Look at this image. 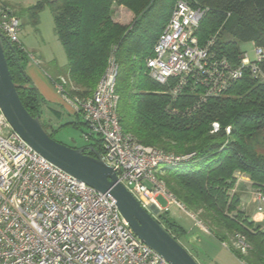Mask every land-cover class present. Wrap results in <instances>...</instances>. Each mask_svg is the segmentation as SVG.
Masks as SVG:
<instances>
[{
	"label": "trees",
	"instance_id": "obj_1",
	"mask_svg": "<svg viewBox=\"0 0 264 264\" xmlns=\"http://www.w3.org/2000/svg\"><path fill=\"white\" fill-rule=\"evenodd\" d=\"M177 1L40 0L28 12L36 16L48 6L53 14L54 32L67 57L68 80L62 94L73 104L93 95L110 58L115 57L118 114L124 132L145 146L191 156L177 167L163 168L160 179L238 259L264 264V225L246 215L240 196L233 193L238 175H244L264 194V80L251 77L247 70L225 95L209 98L195 110L199 92L191 85L175 99L170 93L175 80L165 86L152 80L146 61ZM184 1L207 10L196 32L200 45L218 34L216 52L234 64L244 54L242 44L264 48V0ZM114 5L133 13L131 25L113 20ZM5 55L23 105L33 117H41L44 100L25 72L27 54L5 44ZM260 67L264 74V61ZM214 123L220 126L218 132L213 131ZM92 146L103 153L101 145ZM156 219L177 240L187 235L167 214ZM233 240L247 245L246 251L235 248Z\"/></svg>",
	"mask_w": 264,
	"mask_h": 264
},
{
	"label": "built area",
	"instance_id": "obj_2",
	"mask_svg": "<svg viewBox=\"0 0 264 264\" xmlns=\"http://www.w3.org/2000/svg\"><path fill=\"white\" fill-rule=\"evenodd\" d=\"M206 13L178 0L146 61L150 78L159 85L175 80L170 91L175 99L189 85L199 92L194 110L209 98L225 95L247 70L251 77L264 80L263 47L255 46L254 58L244 52L234 64L216 52L218 34L199 44L196 32ZM0 31L27 54L20 39V20L8 7H0ZM118 76L119 65L112 56L93 95L73 104L90 129L86 140L97 136L104 162L145 210L164 214L162 198L187 212L159 174L161 166L177 167L191 156L145 146L124 132L118 114ZM62 83L56 85L60 93L65 80ZM219 129L214 123L213 131ZM256 201L264 203V194L257 192ZM239 248L245 252L248 246L239 242ZM0 264L170 263L136 236L105 194L38 154L12 128L0 106Z\"/></svg>",
	"mask_w": 264,
	"mask_h": 264
},
{
	"label": "rangeland",
	"instance_id": "obj_3",
	"mask_svg": "<svg viewBox=\"0 0 264 264\" xmlns=\"http://www.w3.org/2000/svg\"><path fill=\"white\" fill-rule=\"evenodd\" d=\"M39 1L0 0V4L12 9L18 16L21 24L20 39L26 47L27 55L31 56V60L36 64H41L44 70L53 65L63 67L67 64V57L54 32V18L50 8L45 6L36 16L28 12V9L37 5ZM112 12V18L116 23L129 26L134 20L133 13L123 6L114 5ZM129 13L133 16L132 18H129ZM240 47L243 52H247L251 58H254V44H242ZM44 122L46 120L43 119ZM61 122L64 125L59 126V133L54 136L56 141L73 148H86L95 144L102 147V144L98 143L97 136L86 140L85 134L90 133V129L81 114L77 118L66 116L61 119ZM160 168L165 167L161 166ZM244 177L246 176L238 175V182L233 193H238L240 196L241 209L246 215L253 221L264 225V203L259 204L256 201V188L252 186L250 180H246ZM159 202L164 209L167 208L164 214H167L170 220L187 231V235L178 237V240L199 264H245L216 237L214 229L201 221L197 214L190 212L195 215L196 219H194L187 213L188 211L181 210L177 205H169L162 198L159 199ZM175 236L177 235L175 234ZM193 238L195 239L193 240ZM231 243L239 249L238 242L233 240Z\"/></svg>",
	"mask_w": 264,
	"mask_h": 264
},
{
	"label": "water",
	"instance_id": "obj_4",
	"mask_svg": "<svg viewBox=\"0 0 264 264\" xmlns=\"http://www.w3.org/2000/svg\"><path fill=\"white\" fill-rule=\"evenodd\" d=\"M5 44L10 45L0 31V106L12 128L38 154L105 194L118 207L136 236L167 262L199 264L179 240L156 219V214L145 210L134 195L118 183L116 171L104 162L98 149L92 145L73 148L56 141L45 129L41 117H33L29 113L13 81L5 55ZM85 151L93 155H87Z\"/></svg>",
	"mask_w": 264,
	"mask_h": 264
},
{
	"label": "crops",
	"instance_id": "obj_5",
	"mask_svg": "<svg viewBox=\"0 0 264 264\" xmlns=\"http://www.w3.org/2000/svg\"><path fill=\"white\" fill-rule=\"evenodd\" d=\"M129 16V18L133 17L131 14ZM26 57L27 60L25 72L44 100L41 105V120H46L44 124L48 128V131L53 133L55 136L59 133V128L64 125L62 124L61 119L65 118L66 116H75L77 118L80 115L76 113L73 102L69 101L65 95L60 93L56 86L57 83L55 81L62 79L68 80V74L66 70L67 64L63 67H56L53 65L47 70H44L41 64H36V62L31 60L27 55ZM62 107L64 109H61ZM244 179L249 180L247 177H244Z\"/></svg>",
	"mask_w": 264,
	"mask_h": 264
},
{
	"label": "flooded vegetation",
	"instance_id": "obj_6",
	"mask_svg": "<svg viewBox=\"0 0 264 264\" xmlns=\"http://www.w3.org/2000/svg\"><path fill=\"white\" fill-rule=\"evenodd\" d=\"M85 154H87V155H93V154L90 153L89 151H85Z\"/></svg>",
	"mask_w": 264,
	"mask_h": 264
}]
</instances>
